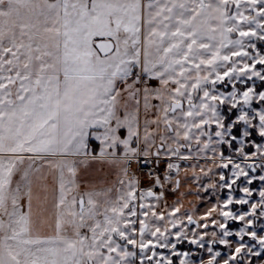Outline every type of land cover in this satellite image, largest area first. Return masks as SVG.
Wrapping results in <instances>:
<instances>
[{
  "label": "snow or ice",
  "instance_id": "obj_1",
  "mask_svg": "<svg viewBox=\"0 0 264 264\" xmlns=\"http://www.w3.org/2000/svg\"><path fill=\"white\" fill-rule=\"evenodd\" d=\"M253 39L264 41V0H0V264H133L137 253L129 245L139 249L140 264H173L169 256L155 251L157 247L182 256L179 264H195L190 253L175 251L177 243L188 239L187 232L181 228L171 233L167 227L162 231L155 222L165 216L154 211L155 204L145 202L159 201L163 191L156 195L152 189H139L135 175L125 179L127 165L134 160L150 163V155L190 159L180 149L190 151L193 140L202 143L197 154L208 150L216 154L221 145L231 148L237 141L240 163L220 152L221 160L227 161L220 166L232 164L235 177L220 187L231 189L240 177L247 184L255 179L264 182V175L249 178L246 170L264 171V145L256 144L251 154L244 151L245 138L252 136L249 129L264 138V108L252 107L254 100L264 102V91L248 87L241 93L235 84L244 83L241 76L264 81V69L256 70V65H264V54ZM225 78L233 90L215 94L216 85ZM149 79L158 80L160 87L149 88ZM120 84L137 106L130 112L125 103L123 116L118 111ZM141 92L145 111L155 107L173 133L160 137L161 147L154 153L149 151L155 144L149 125L157 121L145 120L140 134ZM151 99L161 104L152 105ZM225 103L230 111L240 105L236 119L227 126L219 111ZM212 124L218 130L207 131L205 126ZM241 124L237 140L232 133ZM122 129L126 130L123 138ZM181 137L186 144L179 143ZM169 139L176 143L175 149L163 148ZM93 140L100 146L96 155ZM89 159L124 165L114 197L111 188L75 191L78 169ZM45 167L55 174L56 187L49 208L48 185L40 184L44 195L36 194L34 207L33 186L45 179ZM173 169L178 170L179 164L167 163V170ZM17 173L20 178L14 182ZM220 180H225L222 173ZM156 186L163 187L158 176ZM240 190L248 198L234 201L229 196L224 208L249 204L254 190L247 186ZM25 197L26 210L21 206ZM259 197L258 203L250 205L251 212L237 215L222 210L224 222L212 221L222 235L210 244L230 245L226 238L233 235L241 241L250 236L256 242L240 243L223 264H240L237 258L244 260L245 255L264 264V235L247 231L253 220H246L257 216L258 207L259 217H264V188ZM179 211L174 208L169 216ZM48 217L53 219L52 234L41 230ZM229 220L246 221V226L233 233L226 226ZM187 221L195 223L191 215ZM168 223L177 228L183 221L169 219ZM66 225L72 228L71 235ZM171 235L176 243H169ZM211 235L217 238L215 231ZM203 239L193 236L189 243L204 248ZM207 252L212 254L208 264H219L221 253L211 246Z\"/></svg>",
  "mask_w": 264,
  "mask_h": 264
},
{
  "label": "rangeland",
  "instance_id": "obj_2",
  "mask_svg": "<svg viewBox=\"0 0 264 264\" xmlns=\"http://www.w3.org/2000/svg\"><path fill=\"white\" fill-rule=\"evenodd\" d=\"M234 10V6H232ZM247 14V13H246ZM236 34H233V37L235 38ZM251 42L256 43L257 49L264 54V41H257L253 39ZM249 52H253L252 49H247ZM254 54V52H253ZM239 59V58H234ZM248 63H251V61H248ZM229 66H231L229 64ZM264 69V65H256V70ZM221 72L224 71V69H220ZM264 74V73H262ZM241 80L244 81V83H241L240 81H235L236 88L239 90V92H243L247 90L248 87H255L256 92L264 91V81H261L257 79L256 77H253L252 80H247L245 76H241ZM157 81V80H155ZM157 85L149 84L147 81V86L149 88H158L160 87L159 81H157ZM225 83L229 84L231 86V89L233 90L232 84L228 83V78H225ZM136 87H141V84L136 85ZM169 87H174V85H169ZM208 87H211L210 85ZM241 87V89H240ZM123 86H122V94L119 98L121 107L118 109L119 114L123 116L124 108L123 105L126 103L128 105L127 110L128 111H135L136 110V104L134 101L128 99V94L126 92H123ZM231 90V91H232ZM219 92H224L223 89H220L216 86V93L219 94ZM196 95V94H194ZM202 95V93H200ZM140 105H139V111H138V121L140 125V134L143 136L144 134V121L145 120H156V124H150L149 125V132L152 133V139L155 141V144L151 149H149L150 153L154 151V149L161 147V141L160 137H169L172 136L173 133L167 131L165 128V125L161 118V113L157 111L155 107H152L147 112L144 109V101H143V92L140 93ZM150 103L152 105H160L161 102L158 99H151ZM223 104L219 106V111L221 114V107ZM230 106V105H229ZM184 107L187 108V103L185 102ZM239 107L236 108L237 115L239 114ZM253 108H256L257 110L264 108V102H257L256 100L253 101L252 104ZM247 110V109H246ZM253 113L250 112V115ZM222 115V114H221ZM254 123H258V119L254 121ZM211 126L216 128L215 124H212ZM211 126H205V127H211ZM226 126V125H225ZM243 126V125H242ZM175 127V125H173ZM216 130H218L216 128ZM215 130V131H216ZM195 132V130H193ZM250 131V129H249ZM120 136L123 138L126 136V130L122 129L120 131ZM227 139H231V137H226ZM206 139L205 138H202ZM213 139H216V137L213 136ZM180 144H186L187 141H185L182 137L179 139ZM256 144L264 145V138H261L260 142L255 141H246L244 143V151L248 154L253 153L255 149ZM168 145H171L173 149L176 148V143L173 142V140L169 139L167 140L166 144L163 145V148H166ZM251 145L252 150L249 153L245 148L249 147ZM98 148L93 149V155H96L99 153V145H97ZM228 146V145H226ZM238 148L240 147L239 143L237 142ZM198 147H202L201 145H197L195 140L191 143V150L189 151L187 148H181L180 151L184 154L190 155V159L185 160L184 163H186V168L179 171V184L177 186V181L170 182L165 184L166 192H163L164 195L159 201H155L153 198H149L148 201H145L146 203H153L155 204L154 211H156L158 214L162 213L165 216V219L162 221H157V223L161 230L163 231L164 227H167L171 233H175L176 231L180 230L181 228L184 229L185 232L188 234V239L183 240L182 243H177V247L175 249L176 252H188L190 253V259L195 262V264H200L201 261H203V264H208V260L211 259L210 253L207 252V248L211 246L213 248V252L219 251L221 253V256L217 258V261L219 264H223V260L227 259L229 255H231L234 252L235 247H237L240 243H247L249 245L255 244L256 242L251 239L250 236H245L243 241L240 240L238 236H230L227 237L230 241V245H222L217 243H209L210 241H213L214 239H218L222 232L218 226V224L214 225L212 223L213 220H217L220 222H224L223 217L220 216V212L223 211H232L233 213H236L237 215L244 213V212H251L250 205L252 203H258L259 202V191L261 188H264V182L259 181L258 179L253 180L251 184H247V180L245 177H240L236 181V184L232 186V188H221L220 185L231 183V180L235 179L234 176H232L233 167L232 164H229V167L227 168V171L229 174H225V168L221 167L220 165L222 163H226V160H221L220 158V152H221V146L219 148V151L216 154H213L210 150L202 152L197 154ZM145 148V145L143 142L140 144V149L143 151ZM162 148V151H163ZM250 148V147H249ZM119 154V151H118ZM235 156L232 157L234 163H240L238 162V151L234 153ZM151 156V155H150ZM149 156V157H150ZM162 158L169 160L171 157L168 156H161ZM209 159V160H208ZM255 162H260V158H254ZM248 162L252 163L253 160H249ZM27 163V162H26ZM41 162H37L39 164ZM124 167V165L120 164H112L108 161L104 160H91L89 159V163L86 166H81L78 169L77 176H76V183L77 187L75 189L76 192H87V191H101L104 189L111 188L112 193L111 195L115 196V189L118 187H121L118 184V180L121 178V168ZM223 174L225 176V180H220V174ZM43 175L45 177L44 180L37 182L33 186V193H34V200L33 205L36 206V200L35 196L36 194H39L41 197H43L44 192L40 188V184H47L48 185V194H49V208L51 203V193L52 190L56 187L55 181H54V173L51 169H48L45 167L43 169ZM260 175H264V171H261ZM133 176L130 175L125 177V179H131ZM137 177V176H135ZM252 177V175H249V178ZM258 177V176H256ZM20 173H17L14 176V182L16 180H19ZM138 178V177H137ZM139 181V189H146L148 185V181L138 178ZM257 181L258 187L255 188L252 185L254 182ZM241 183V184H240ZM249 187L253 189V195L249 199V204L246 205H239L236 203H233L231 205H228L227 208H224V202L231 196L233 200H237L240 198H248L245 196V194L240 190L242 187ZM207 189V190H205ZM139 203V201H138ZM21 206L26 210L27 208V198H23L21 200ZM215 207V211H211ZM174 208H179L180 211L175 214V217H170L169 213L172 212ZM211 212V215L208 216V213ZM260 208H257V216H248L247 219L253 220V225L249 226L247 228V231H256L257 235H264V227H261V225H264V217H259ZM191 215L193 220L195 221V224H188L187 216ZM207 216V219H204V217ZM259 217V218H257ZM169 219H179L182 220V225H178L177 228H172L171 224L168 223ZM53 223V219L51 217L46 218V222L42 227V232L44 234H52V228L49 226ZM208 224L207 228L202 227V225ZM197 225H201V227H197ZM227 229L232 231L233 233L239 231L241 228L246 226V221H240V220H229L227 221ZM137 229L139 228V224L136 225ZM66 232L71 235L72 234V228L70 226H65ZM215 231L217 233V238H213L211 233ZM195 236L196 238H199L200 236H203L204 239L202 243H204V248L198 247V245H193L189 243V240ZM136 239H139V236L137 234ZM146 239H152L155 241L154 237L146 236ZM123 243V242H121ZM169 243H176V238L174 235L169 236ZM130 251H135L137 253V258L133 261V264H140L139 260V249L134 248L133 246L129 245ZM259 245H257V248L254 250H258ZM155 251L158 254H162L164 256H169L173 264H179L180 259H183L182 256H174L172 255L171 249H164L157 247ZM148 254L150 255L151 252L149 251ZM159 257H155L154 259H157ZM264 258V253H262V257ZM240 264H245V261L248 259H251L253 261V264H256V262L260 258H249L245 255L244 260H241L240 257L237 258ZM145 264H151V262L146 261ZM230 264H235V262H230Z\"/></svg>",
  "mask_w": 264,
  "mask_h": 264
},
{
  "label": "built area",
  "instance_id": "obj_3",
  "mask_svg": "<svg viewBox=\"0 0 264 264\" xmlns=\"http://www.w3.org/2000/svg\"><path fill=\"white\" fill-rule=\"evenodd\" d=\"M141 160L145 158L141 157ZM150 163H138L135 160L127 165V175H135L138 178H142L148 181L146 189H152L156 195H159L161 191L166 192L165 184L170 182H175L178 179L180 164L177 160L170 158L166 160L162 157L159 159L157 157H148ZM167 163H177L179 164V169L167 170ZM151 172V175L149 174ZM167 175L168 179L165 180ZM159 177L163 187L160 186L153 187L156 177Z\"/></svg>",
  "mask_w": 264,
  "mask_h": 264
},
{
  "label": "flooded vegetation",
  "instance_id": "obj_4",
  "mask_svg": "<svg viewBox=\"0 0 264 264\" xmlns=\"http://www.w3.org/2000/svg\"><path fill=\"white\" fill-rule=\"evenodd\" d=\"M216 86L219 87L220 89H223L227 93L228 92H231V90H232L231 89V86H229V84H227L225 82L218 83ZM240 89H241V87H240ZM229 109H230V106L227 103L223 104L222 107H221V114H222V116H224L226 118L225 119V125L226 126H227V124H229L232 121H234L236 119V117H237V113H236L237 111H236V109H231V111ZM242 127L243 126L241 124V125H237L233 129V133L232 134L237 136V140H239V138H240V134H241ZM206 130L209 131V132H215L216 128L213 127V126H211V127H206ZM250 132H252V136L246 138V141H248V142H250V141L260 142L261 141V137L258 135V133L256 131L250 129ZM249 147L245 148V150H247L250 153L251 150H252V147H251V145ZM156 149H154V151L152 153H154L156 151ZM237 149H238L237 141H233L232 142V147L231 148H229L226 145H221V151L223 152V154H224L225 157H233V156H235L234 153L237 152ZM151 156L156 157L154 155H151ZM238 156H239L238 162H241L243 158H242V156L240 154H238ZM171 158L174 159V160H177L179 162L180 167H181L180 170L186 168V163H184L185 160H180V159H177L176 157H171ZM248 163H250V162H248ZM246 170L249 172V175H252V176H259L260 173H261V170L260 169H257V171L255 173H253L251 171V169H246ZM225 174H229V172L227 171V168H225ZM128 176H130V175H128ZM178 180H179V178H178ZM252 186L255 187V188H257L258 187L257 181L254 182V184Z\"/></svg>",
  "mask_w": 264,
  "mask_h": 264
},
{
  "label": "crops",
  "instance_id": "obj_5",
  "mask_svg": "<svg viewBox=\"0 0 264 264\" xmlns=\"http://www.w3.org/2000/svg\"><path fill=\"white\" fill-rule=\"evenodd\" d=\"M158 81V80H157ZM157 81H155V79H149L148 80V83L149 84H153V85H157ZM129 83H131V80H129ZM122 86L124 87V85L123 84H120L119 85V87L122 89ZM93 142H95V143H97L98 145H99V142L98 141H95V140H93V141H91V148L92 149H95V148H98V146H95L94 144H93ZM100 147V146H99Z\"/></svg>",
  "mask_w": 264,
  "mask_h": 264
},
{
  "label": "trees",
  "instance_id": "obj_6",
  "mask_svg": "<svg viewBox=\"0 0 264 264\" xmlns=\"http://www.w3.org/2000/svg\"><path fill=\"white\" fill-rule=\"evenodd\" d=\"M93 144L95 145V146H97L98 144L97 143H95V142H93Z\"/></svg>",
  "mask_w": 264,
  "mask_h": 264
},
{
  "label": "water",
  "instance_id": "obj_7",
  "mask_svg": "<svg viewBox=\"0 0 264 264\" xmlns=\"http://www.w3.org/2000/svg\"><path fill=\"white\" fill-rule=\"evenodd\" d=\"M194 224V223H193ZM190 225H192V224H190Z\"/></svg>",
  "mask_w": 264,
  "mask_h": 264
}]
</instances>
